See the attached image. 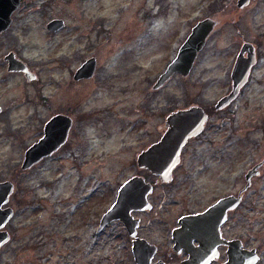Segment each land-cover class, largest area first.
Returning a JSON list of instances; mask_svg holds the SVG:
<instances>
[{
  "label": "rangeland",
  "instance_id": "374dc122",
  "mask_svg": "<svg viewBox=\"0 0 264 264\" xmlns=\"http://www.w3.org/2000/svg\"><path fill=\"white\" fill-rule=\"evenodd\" d=\"M237 1L20 0L0 34V181L14 185L6 204L14 215L4 227L10 240L0 248V264H134L121 222L97 233L99 218L123 182L143 176L136 156L176 109L199 105L211 120L171 182L147 179L154 184L152 212L141 215V232L165 250L173 215L244 187L248 169L264 159V0L243 8ZM205 18L216 25L190 74H174L154 90L191 28ZM54 19L64 22L57 32L46 26ZM244 43L253 46L256 64L235 100L216 111ZM8 52L37 77L8 72ZM89 58L96 60L93 77L75 81V70ZM57 113L73 121L66 142L22 170L25 150ZM262 170L237 210V235L259 250L257 264H264Z\"/></svg>",
  "mask_w": 264,
  "mask_h": 264
},
{
  "label": "water",
  "instance_id": "95a60500",
  "mask_svg": "<svg viewBox=\"0 0 264 264\" xmlns=\"http://www.w3.org/2000/svg\"><path fill=\"white\" fill-rule=\"evenodd\" d=\"M249 2L250 0H238L237 7L243 8ZM19 6L20 0H0V33L9 28L12 22L11 17ZM215 25L216 22L213 19L205 18L191 28L190 34L179 47L176 56L167 64L153 84L154 90L161 88L174 74H180L183 77L190 74L198 53L205 46L206 39ZM46 26L48 30L57 32L64 26V22L60 19H54L48 22ZM5 60L8 61V71H21L27 80H32L31 73L27 71L23 63L15 58L13 53H8ZM255 63L256 56L253 46L244 43L231 71V90L217 101L215 105L217 110L223 109L239 95L241 88L248 81L251 68ZM95 68V58H89L76 70L73 79L75 81L89 79L94 75ZM205 120L206 114L197 105L173 111L166 118L165 133L158 142L137 156V165L148 170L152 175L158 176L159 182H169L172 179V171L179 162L182 147L189 138L195 137L201 132ZM71 127L72 119L66 115H55L50 118L45 124L43 137L26 150L21 169H28L42 158L51 156L66 142ZM257 168L258 165H255L246 172L244 176L245 189L250 186L252 176L257 175ZM13 190L14 186L11 182L0 183V248L10 238L9 233L3 228L13 217L14 212L11 207L3 206L8 203ZM152 191L153 185L146 182L143 177L133 176L127 179L120 185L115 201L101 215L96 230L99 233L111 222H121L129 236L135 238L132 246L135 264H150L154 253V250H149L148 246L141 242L144 240L135 237L139 219L134 218L131 214L132 211H146L152 208L148 201V196ZM240 201V193L236 197L228 196L217 201L206 211H227L237 207ZM180 223L182 224V221ZM237 243V250L231 254L232 258L226 264H256L259 260L256 250H241L240 241Z\"/></svg>",
  "mask_w": 264,
  "mask_h": 264
},
{
  "label": "flooded vegetation",
  "instance_id": "af4514ba",
  "mask_svg": "<svg viewBox=\"0 0 264 264\" xmlns=\"http://www.w3.org/2000/svg\"><path fill=\"white\" fill-rule=\"evenodd\" d=\"M3 32H5V31H3ZM3 32H1L0 34H2ZM8 53H13V52H8ZM7 54L4 55V61L7 62L6 63L7 64L6 70L8 71V69H7L8 61L5 60V56ZM17 60H19V59H17ZM19 61L21 63H23L25 65L27 71L29 73H31L30 75L32 76V80L35 79L37 77V75L28 69V65H26L21 60H19ZM76 70H75V72H76ZM11 72L12 71H10V73ZM17 72L24 74L21 71H17ZM89 79H81L78 81L89 80ZM230 90H231V82H230ZM230 90H229V92H230ZM241 90H242V88H241ZM241 90H240V92H241ZM232 102H230L227 106H229ZM216 103L214 104V109L217 111V109L215 107ZM197 106H199V105H197ZM227 106H225V107H227ZM199 107L202 108L201 106H199ZM176 110H178V109H176ZM221 110H223V109H221ZM173 111H175V110H173ZM218 111H220V110H218ZM2 112H3V108L0 106V114ZM203 112L206 114V120L204 121L203 129L197 135L198 137L195 136L196 138L195 137L189 138L186 141V143L184 144V146L182 147L180 154H179V162L174 167V169L172 171V179L169 182H171L173 180L176 171L181 166L179 168H177V167L179 165L183 164L182 163L183 157H184V155H185V153L189 147V144L191 142L195 141L196 139H199L201 134L205 133L207 130V127L210 123L212 114L210 111H206L205 109H203ZM171 113H169V114H171ZM169 114L163 116L162 121L160 123L156 124V129L158 131H161V134L156 139V141H154L149 146L158 142L160 140V138L163 136V134L165 133V131H166V118ZM221 114L222 113L216 112V113H214V116L221 115ZM55 115H65V114L57 113ZM55 115H53V116H55ZM53 116H51L50 118H52ZM66 116H68V115H66ZM68 117H70V116H68ZM47 121H45L43 124L42 136L36 142L32 143V145L37 143L43 137L44 127H45V124ZM72 123H73V121H72ZM261 130H264V125L261 127ZM149 146H147L146 148H148ZM146 148L141 150L138 153V155L142 151H144ZM26 150H25V152H26ZM24 155H25V153L23 154V158H24ZM137 156H136V159H137ZM23 158H22L21 164L23 162ZM45 158H47V157H45ZM45 158H42L41 160H39L38 162L33 164L30 168H32L34 165L38 164L40 161H42ZM136 159H135V164H136L137 168L143 169L144 174H143V176H141V175H133V176L143 177V179L149 183H151V181H147V179H149V178L154 180L155 184L159 183V177L152 175L148 170H146L144 168H140L136 163L137 162ZM255 165H258V168L256 170L257 171L256 176H258L260 174V172L263 171L262 169L264 168V159L260 160L259 162L254 163L248 170L252 169ZM144 175H146V176H144ZM252 177H255V176L253 175ZM6 181L11 182L9 180H4V181H0V183L6 182ZM169 182H167V183L161 182V183L162 184H168ZM152 185H153V189H154V184H152ZM245 185H246V181H245ZM245 185H244V187H245ZM250 186H251V184H250ZM250 186H248L246 189L243 187L239 190H235V191L230 190L229 192L221 194L211 204H208L199 210L180 211L176 214L175 217L173 215L169 220V227L167 229V232H168L167 243H168V245H167L165 250L160 249V246L158 244H156L154 241H152L148 234L141 232V230H142V227H141L142 216L141 215L143 213L152 212L151 211L152 208L150 210H146V211H132L131 214L133 215V217L139 219V225L136 228L135 237L144 240L141 242L144 245L148 246L149 250H154V253H153L151 260H150V264H226L231 260V258H232L231 254H233L234 251L237 250V244H238L237 241H240V243H241V250L253 249L254 247L249 245V243L246 241V239L243 235H241V236L237 235L238 215H239V213H238L239 211H237V210H238V207L241 206V204L243 203L245 196L248 193L247 191H248V189H250L249 188ZM239 193L241 194V201L237 207H235L233 209H229L227 211H206L209 207H211L213 204H215L220 199L228 197V196H232V195L236 197L239 195ZM187 200H189V198H186V201ZM3 207H10V206L4 205ZM155 214H157V213L155 212L154 215ZM180 221H182V224L180 223ZM153 223L156 225V222H153ZM150 234H152V232H150ZM127 235L129 236L128 233H127ZM9 237H10V234H9ZM130 239H131V249L130 250H131L133 262L135 264L134 255H133V251H132L133 241L135 240V238L133 239L130 237ZM9 240H10V238H9ZM234 242H236V243H234ZM254 249L256 250V252L259 255V250L257 248H254ZM259 260H260V255H259ZM259 260H258V262H259Z\"/></svg>",
  "mask_w": 264,
  "mask_h": 264
}]
</instances>
